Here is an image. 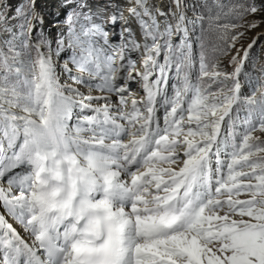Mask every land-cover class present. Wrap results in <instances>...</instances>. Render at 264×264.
<instances>
[{
	"label": "snow or ice",
	"instance_id": "obj_1",
	"mask_svg": "<svg viewBox=\"0 0 264 264\" xmlns=\"http://www.w3.org/2000/svg\"><path fill=\"white\" fill-rule=\"evenodd\" d=\"M262 23L264 0H0V264H264Z\"/></svg>",
	"mask_w": 264,
	"mask_h": 264
},
{
	"label": "rangeland",
	"instance_id": "obj_2",
	"mask_svg": "<svg viewBox=\"0 0 264 264\" xmlns=\"http://www.w3.org/2000/svg\"><path fill=\"white\" fill-rule=\"evenodd\" d=\"M225 1L226 0H220L221 3ZM189 2H191V0H189ZM257 19H259V17H257ZM257 37V43L254 45L251 53L252 57L255 59L256 68L259 69L261 65H264V23L260 24L256 29L245 31L241 43L246 47L248 43H251L252 40ZM254 75L258 76L259 73L256 72ZM0 214H3L2 209H0ZM9 222H11V220Z\"/></svg>",
	"mask_w": 264,
	"mask_h": 264
},
{
	"label": "trees",
	"instance_id": "obj_3",
	"mask_svg": "<svg viewBox=\"0 0 264 264\" xmlns=\"http://www.w3.org/2000/svg\"><path fill=\"white\" fill-rule=\"evenodd\" d=\"M231 2H232V0H226L225 2H223V4L227 5V4L231 3Z\"/></svg>",
	"mask_w": 264,
	"mask_h": 264
}]
</instances>
